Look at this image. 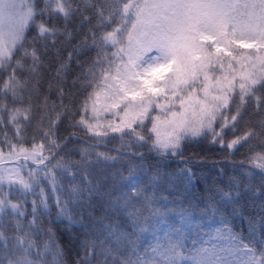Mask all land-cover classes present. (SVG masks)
I'll list each match as a JSON object with an SVG mask.
<instances>
[{
	"label": "snow or ice",
	"instance_id": "1",
	"mask_svg": "<svg viewBox=\"0 0 264 264\" xmlns=\"http://www.w3.org/2000/svg\"><path fill=\"white\" fill-rule=\"evenodd\" d=\"M44 16L63 19V28L37 23ZM74 19L75 32L68 27ZM33 27L37 35L29 41ZM58 35L66 44L81 39L62 56ZM50 53L54 68L44 59ZM73 61L78 71L69 85ZM102 93L110 102L101 109ZM101 112L108 114L103 121ZM65 123L67 134L60 135ZM117 138L116 156L94 151ZM189 138H210L229 155L246 149L241 165L264 182V0H0V161L14 165L0 167V264H64L63 249L42 219L57 193V218L70 225L78 221L69 203L83 206L95 193L137 228L142 210L134 201L146 189L132 182L129 169L121 179L131 191L112 199L108 162L127 155L131 165L144 159L139 149L145 147L180 155ZM219 193L225 204L241 194L238 186ZM29 195L36 197L31 213ZM261 213L264 221V204ZM107 227L118 243L131 235L118 234L119 224ZM252 231L247 243L229 234L225 247L187 253L179 239H169L147 259L134 247L126 255L105 247V240L85 241L77 264H264V233L257 241Z\"/></svg>",
	"mask_w": 264,
	"mask_h": 264
},
{
	"label": "trees",
	"instance_id": "2",
	"mask_svg": "<svg viewBox=\"0 0 264 264\" xmlns=\"http://www.w3.org/2000/svg\"><path fill=\"white\" fill-rule=\"evenodd\" d=\"M41 19L48 26L53 24L58 28L64 26L63 19L37 17V23ZM78 23L79 21L75 19L70 21L69 29L75 32ZM36 35L37 30L33 27L28 31L27 39L31 41ZM80 39L81 36L76 35L71 44H66L61 43L64 36L58 35L56 47L61 49L62 56H66ZM51 40L52 37H48L49 43ZM37 47L43 52L39 42ZM86 58L85 55L80 57L81 60ZM44 59L55 67L56 61L51 57V53ZM77 71L73 61L68 76L69 85ZM112 118L119 119L118 116ZM65 128L66 123L61 125L60 135L67 134ZM11 134H15L14 129L11 130ZM120 143V139L117 138L95 147L94 151L108 152L116 156ZM79 146L88 147L87 144ZM139 151L144 153V159H136L131 165L127 163V155L119 157L115 162L109 161L106 181V190L112 191V199L122 192H130V188L123 187L126 183L121 176L129 177L131 169V175L138 177L135 184L146 189L138 198V202L134 201L136 207L142 210L137 228L133 229L124 213H117L108 206L106 195L95 193L89 200L83 202V206L80 203H69V212L73 220L78 221L70 225L66 218H57L56 195L59 193L52 195L49 213L42 219L45 228H51L54 240L63 249L64 264H77V261L84 258L82 244L85 241H96L99 245L100 240H105V247H118L126 255L131 253L134 247L137 256L147 259L157 243L166 244L169 239L173 241L179 239L187 253L213 245L225 247L229 241L223 237L229 234L241 236L247 243L253 238V229L256 240L262 238L264 221H261L260 216L261 205L264 204V182L259 175L248 174L249 165L246 163L241 165L246 149L242 148L234 155H229L226 151L220 150L219 145L210 143V138H189L181 142L180 155L162 156L156 152H149L147 147ZM72 158L79 159V156ZM3 164L5 162L1 161L0 167H4ZM140 164L143 167L137 166ZM245 184L250 186V190L245 188ZM230 186L234 190L238 186L241 194L235 197L232 203L225 204L221 200L219 190L227 191ZM60 187L67 189L66 179ZM66 198L65 192L61 200ZM33 199H36L33 195L27 197L28 203L25 207L29 213ZM28 218L31 219V216ZM117 224L121 225L118 234L119 232L131 234L119 243L115 236L108 235L110 229L107 227ZM141 228L144 230L141 231ZM42 238L47 239L46 236ZM129 239L134 245L129 244ZM132 258L135 259L136 256ZM99 259L103 260L104 257L101 256ZM92 264H96V260H93Z\"/></svg>",
	"mask_w": 264,
	"mask_h": 264
},
{
	"label": "rangeland",
	"instance_id": "3",
	"mask_svg": "<svg viewBox=\"0 0 264 264\" xmlns=\"http://www.w3.org/2000/svg\"><path fill=\"white\" fill-rule=\"evenodd\" d=\"M241 52H243L245 55H247L250 51H252V50H249V49H241L240 50ZM110 101L107 99V97L102 93L101 94V97H100V100H99V102H98V107L99 108H103V106L106 104V103H109ZM106 115H108V114H105V113H103V112H101V121H103L104 120V118H105V116ZM161 131H162V133L163 132H165L166 131V126H161ZM179 152H180V149H179ZM166 156H173V155H171L170 153L168 154V155H166ZM1 162V161H0ZM2 162H5L6 164H3L4 165V167L5 168H11V167H13L14 165H13V162H9V161H7V160H3ZM136 177V176H135ZM133 183H136L137 182V177H136V179L134 180V181H132ZM126 183H127V181H126Z\"/></svg>",
	"mask_w": 264,
	"mask_h": 264
}]
</instances>
